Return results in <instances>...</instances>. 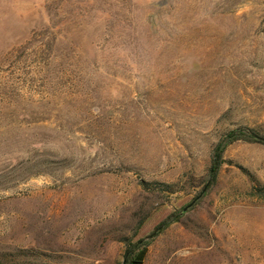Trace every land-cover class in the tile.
Returning <instances> with one entry per match:
<instances>
[{"label":"rangeland","instance_id":"rangeland-1","mask_svg":"<svg viewBox=\"0 0 264 264\" xmlns=\"http://www.w3.org/2000/svg\"><path fill=\"white\" fill-rule=\"evenodd\" d=\"M239 127L264 135V0H0V264H123ZM225 160L144 264H264V145Z\"/></svg>","mask_w":264,"mask_h":264},{"label":"trees","instance_id":"trees-1","mask_svg":"<svg viewBox=\"0 0 264 264\" xmlns=\"http://www.w3.org/2000/svg\"><path fill=\"white\" fill-rule=\"evenodd\" d=\"M255 136L264 137V135H261L259 130L256 128L239 127L229 131L215 149L213 164L209 171V178L203 190L191 201L183 204L180 203V208L177 210H161L145 224L141 225L132 239L124 240L126 242V249L123 264H144L148 254V249L154 242L155 238L163 234L173 224L180 222L182 217L185 215V209L204 192V189H206V191L203 194V197L207 196L209 192L218 184L222 168L226 163L225 154L230 146L238 142L264 145V143L257 141ZM195 207L196 206H193V208L189 209V211ZM19 256L20 255L17 256V259L15 260L16 262L12 264H34L21 260L22 258Z\"/></svg>","mask_w":264,"mask_h":264},{"label":"water","instance_id":"water-1","mask_svg":"<svg viewBox=\"0 0 264 264\" xmlns=\"http://www.w3.org/2000/svg\"><path fill=\"white\" fill-rule=\"evenodd\" d=\"M255 139L257 140V141H260V142H262V143H264V137H262V136H255ZM205 191H206V189H204V192L192 203V204H190L186 209H185V211H187L189 208H191L202 196H203V194L205 193Z\"/></svg>","mask_w":264,"mask_h":264}]
</instances>
